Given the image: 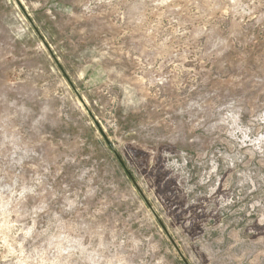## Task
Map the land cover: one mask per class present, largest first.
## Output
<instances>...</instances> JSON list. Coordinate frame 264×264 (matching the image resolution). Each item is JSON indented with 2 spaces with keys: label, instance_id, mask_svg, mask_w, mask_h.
I'll use <instances>...</instances> for the list:
<instances>
[{
  "label": "rangeland",
  "instance_id": "1",
  "mask_svg": "<svg viewBox=\"0 0 264 264\" xmlns=\"http://www.w3.org/2000/svg\"><path fill=\"white\" fill-rule=\"evenodd\" d=\"M0 264H264V0H0Z\"/></svg>",
  "mask_w": 264,
  "mask_h": 264
}]
</instances>
